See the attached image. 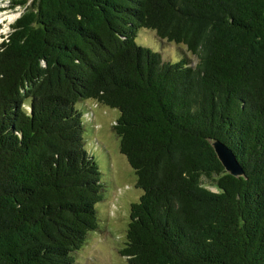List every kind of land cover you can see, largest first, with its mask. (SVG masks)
<instances>
[{
	"label": "trees",
	"instance_id": "trees-1",
	"mask_svg": "<svg viewBox=\"0 0 264 264\" xmlns=\"http://www.w3.org/2000/svg\"><path fill=\"white\" fill-rule=\"evenodd\" d=\"M11 29L0 264H75L98 229L104 186L77 108L91 100L120 112L113 130L143 192L126 264H264V0H35ZM141 29L181 51L138 45Z\"/></svg>",
	"mask_w": 264,
	"mask_h": 264
},
{
	"label": "rangeland",
	"instance_id": "rangeland-1",
	"mask_svg": "<svg viewBox=\"0 0 264 264\" xmlns=\"http://www.w3.org/2000/svg\"><path fill=\"white\" fill-rule=\"evenodd\" d=\"M21 1L0 0L1 35L9 34L12 24L29 11L35 2L25 0L26 4L21 5ZM138 34V45H147L144 47L159 52L166 59L175 58L176 53L181 51L180 47L167 41H163L161 46V42L155 41L156 37L145 29H141ZM157 45L159 48H154ZM179 57L172 62L179 61L181 54ZM192 60L196 62L195 57ZM77 108L83 114L86 149L95 157L101 171L104 202L97 205L99 227L90 234L87 243L78 252L75 264H126L121 251L125 248L130 209L143 192L135 187V172L121 154L120 140L113 130L120 112L92 100L78 104ZM211 189L216 191L215 188Z\"/></svg>",
	"mask_w": 264,
	"mask_h": 264
},
{
	"label": "water",
	"instance_id": "water-1",
	"mask_svg": "<svg viewBox=\"0 0 264 264\" xmlns=\"http://www.w3.org/2000/svg\"><path fill=\"white\" fill-rule=\"evenodd\" d=\"M215 151L220 162L228 173L234 176L241 174V167L239 166L236 156L232 150H230L223 143L217 142L215 143Z\"/></svg>",
	"mask_w": 264,
	"mask_h": 264
},
{
	"label": "bare ground",
	"instance_id": "bare-ground-1",
	"mask_svg": "<svg viewBox=\"0 0 264 264\" xmlns=\"http://www.w3.org/2000/svg\"><path fill=\"white\" fill-rule=\"evenodd\" d=\"M0 22H1V17H0Z\"/></svg>",
	"mask_w": 264,
	"mask_h": 264
}]
</instances>
